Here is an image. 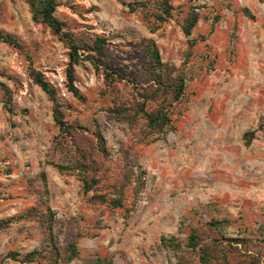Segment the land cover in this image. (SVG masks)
<instances>
[{"label":"rangeland","instance_id":"1","mask_svg":"<svg viewBox=\"0 0 264 264\" xmlns=\"http://www.w3.org/2000/svg\"><path fill=\"white\" fill-rule=\"evenodd\" d=\"M56 1V16L77 40L107 38V61L119 76L106 80L82 60L81 97L74 96L66 86L67 44L33 19L26 0H0V29L24 46L0 42V81L12 90L14 109L5 108L0 90V264H92L97 256L114 264H176L161 237L176 235L186 248L192 227L217 241L222 263L226 254L232 264H264V0H172L173 17L165 23L155 22L159 0ZM136 2L149 7L132 10ZM193 10L201 18L188 37L183 24ZM152 42L160 68L146 53ZM31 66L57 89L66 121L78 127L73 142L61 135ZM158 74L166 85L183 77L186 88L169 108L171 126L151 142L157 136L148 135L142 114L130 122L110 110L168 104L170 91L155 101L143 97L159 85ZM98 131L107 154L98 150ZM248 132L255 134L251 143ZM78 147L99 168L100 182L89 193L78 170L50 165H76ZM139 169L145 188L136 196ZM94 195L123 197L125 207ZM33 209L43 215L16 220ZM212 221L224 222L216 228ZM73 240L78 258L67 263L53 254L54 246ZM34 250L45 257L26 262ZM187 259L200 264L192 252Z\"/></svg>","mask_w":264,"mask_h":264},{"label":"trees","instance_id":"2","mask_svg":"<svg viewBox=\"0 0 264 264\" xmlns=\"http://www.w3.org/2000/svg\"><path fill=\"white\" fill-rule=\"evenodd\" d=\"M30 6L31 12L33 14V19L37 22H42L46 24L54 34L58 35L68 46L69 48V63L66 70L67 78V89L69 92L73 93L76 97L80 96V91L76 86L77 76L76 68L80 62L88 61L94 67L96 71H102L105 75L106 80L113 79L116 75L119 76V73L113 71L111 65L107 61L106 45L108 43L107 38L97 37L91 42L79 41L75 35L71 32L65 30V23L61 21L56 16L57 8L59 4L56 0H26ZM132 10L135 8L142 7L148 8L149 5L147 2H136L130 5ZM175 10L172 0H159L157 3L156 11L154 12L155 22L165 23L173 17V11ZM246 15L251 16L248 9H244ZM200 15L196 11H192L188 17L185 19L183 24V30L186 36L191 37L194 28L200 21ZM151 22V21H150ZM153 23L152 31L155 32L158 28L157 24ZM0 42L8 44L20 51H24L23 44L12 34L6 33L0 29ZM190 43L193 44L194 41L190 40ZM148 57L154 63L155 67H162L163 61L161 53L157 45L152 42V47L148 48L146 51ZM30 78L35 85L39 86L53 102V118L56 125L60 129V133L64 138H69L72 142L75 140V133L78 132V127L69 124L66 121V115L63 111L62 104L59 100L57 89L51 84V82L46 78L45 74L33 66L30 67L29 71ZM0 76H4V73L0 72ZM158 76V86L151 87L152 89L145 90L143 97L145 100H157L161 94H167L171 92V100L167 104L166 100L164 103L152 111L144 109L143 105L138 103V110L135 108L126 109V107L117 106L114 109H111V112L122 115L127 118L130 122H136L140 114L146 121L147 128L149 129L148 135L157 136L152 139L151 142H155L158 139V136H161L165 132V129L172 124V118L170 115L169 108L172 107L173 103L179 101L183 96L186 88L185 80L183 77H179L173 84L166 85L162 84V76ZM0 90L3 92V102L5 108L13 113V92L12 90L0 81ZM161 92V93H160ZM160 93V94H159ZM128 111L133 113H128ZM254 132H248L245 134L248 143H251L254 137ZM98 150L102 153H108L106 147V141L98 131ZM80 147H78L79 149ZM81 157L78 160L76 165H61L57 163H50V165L57 168L60 172H70L78 170L81 173L82 182L84 185L85 193L94 191L97 185L100 182V179L97 177L99 171L97 162L91 160L88 156V151L84 148H80ZM145 172L141 169L138 170L136 176V186L134 193L138 196L143 189L145 188ZM43 180L45 185H47L46 174L43 173ZM103 200L105 203H109L110 206L114 209L124 208V199L123 197H118L108 201L102 196L94 195L92 200ZM35 215H43L37 209L29 210L27 214L21 215L16 220H21L25 218H32ZM224 221H212L210 224L213 227L219 228L223 225ZM235 241L248 242L247 239H233ZM216 240L206 241L205 235L196 227H192L191 231L187 237V242L185 244L186 248L183 247L182 240L176 236H162L161 245L165 248L170 249L177 262L176 264H189L187 259V254L192 252L196 254L199 258L200 264H232L229 260L228 255H223V263L220 261L221 258L218 255L219 249L216 245ZM53 254L56 257L64 259L65 262L70 263L80 256V251L75 240L71 241L65 248L53 247ZM63 250V251H62ZM10 256L14 259H17L20 256L17 252L10 253ZM38 257H45L42 251L34 250L31 253H28L24 256L26 262H34ZM92 264H114V261L111 258H102L97 256L96 259L92 261Z\"/></svg>","mask_w":264,"mask_h":264}]
</instances>
